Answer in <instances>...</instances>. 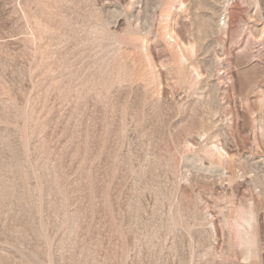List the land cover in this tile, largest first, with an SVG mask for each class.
I'll return each instance as SVG.
<instances>
[{
	"label": "rangeland",
	"instance_id": "obj_1",
	"mask_svg": "<svg viewBox=\"0 0 264 264\" xmlns=\"http://www.w3.org/2000/svg\"><path fill=\"white\" fill-rule=\"evenodd\" d=\"M0 264H264V0H0Z\"/></svg>",
	"mask_w": 264,
	"mask_h": 264
}]
</instances>
